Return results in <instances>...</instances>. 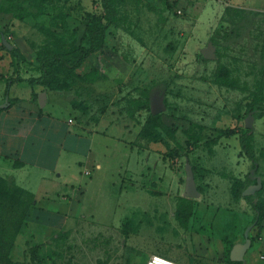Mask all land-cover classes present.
<instances>
[{
	"label": "rangeland",
	"instance_id": "obj_1",
	"mask_svg": "<svg viewBox=\"0 0 264 264\" xmlns=\"http://www.w3.org/2000/svg\"><path fill=\"white\" fill-rule=\"evenodd\" d=\"M112 4L116 20L105 46L75 67L89 30L106 23L101 0H0V51L12 57L0 78L38 77L45 62L49 74L48 86L22 80L8 97L0 95L10 105L0 110V133L10 131L13 144L21 135L29 139L50 109L70 130L99 135L95 148L104 164L101 171L79 167L76 184L90 193L80 191L74 207L61 211L72 218L59 227L39 224L27 208L35 195L0 174V243L6 248L12 241V264H33L38 243L41 264H147L154 253L179 264H229L227 252L221 260L205 255L194 232H209L213 219L197 224L201 196L185 197L183 185L188 162L196 179L216 156L248 177L241 139L253 152L258 144L247 135L246 119L251 110L255 120L264 116V1ZM210 44L213 59L201 52ZM39 91L47 93L48 107L39 105ZM156 91L166 109L155 118ZM226 216L218 221L227 222L220 233L230 247L237 225Z\"/></svg>",
	"mask_w": 264,
	"mask_h": 264
},
{
	"label": "crops",
	"instance_id": "obj_2",
	"mask_svg": "<svg viewBox=\"0 0 264 264\" xmlns=\"http://www.w3.org/2000/svg\"><path fill=\"white\" fill-rule=\"evenodd\" d=\"M218 1L222 5H226L240 0ZM2 54L0 51V74H3L6 69L9 71L12 61L10 55ZM7 80V78H0V95H4L6 92ZM18 82L10 85L9 91L13 92ZM22 82L26 81L19 83ZM31 90H38V87H31ZM47 100L48 95L45 104ZM46 106H49V102ZM69 122L72 121L69 120ZM258 122L260 124L257 128ZM35 125L34 130L37 133L33 137L28 139L21 135L19 142L14 144L11 142L10 131L4 130L0 133V174L11 177L18 185L35 195L36 201L31 209V214L36 212V221L39 224L59 227L72 218L67 212L61 211L64 209L68 211L74 207L73 204L75 200L78 201L80 191L85 190L90 193V189L88 190L87 187L82 185L78 187L76 184L80 180L79 167L90 171L96 165L98 171L103 169L104 164L98 161L97 148H95L99 135L95 132L81 133L70 130V124H60L50 109L43 112L42 117ZM253 127L249 134L251 142L258 144L253 149V153L256 158L255 173L261 176L263 183L261 190L250 195V199L243 195L241 197L234 196L232 193L233 181L239 179L246 182L248 177L236 172L237 170L234 172L235 167L231 165L232 163L230 166L228 164V169H226L223 163L225 160L218 156L210 159V166H204L207 171L196 176V185L201 187L199 191L201 202L197 204V215L200 216V221L197 224L200 225L205 219H207L206 221L213 219L214 227L209 232L194 233L196 239L204 242L205 255L209 258L221 260L225 255L227 247L220 232L225 229L227 222H222L220 225L218 220L225 219L226 214L229 213L230 219L233 221V229L237 225L236 235L233 239L234 245L245 241V232L243 234L240 232V226L246 222H248V226H252L250 230L252 244L244 256L243 264H264L262 258L264 254V216L259 225L251 224L256 216L253 204L264 200V116L254 120ZM71 133H73V137L69 139L68 135ZM243 159V165L248 168L250 177L251 166L254 163L249 157ZM226 161L231 162L229 157ZM233 162L238 164L237 159H234ZM91 180L94 182L95 178ZM251 183H248L247 186ZM185 187L184 183L183 194ZM87 193L84 194L85 202H90L91 199ZM207 198H210V203L204 202ZM38 212H41V215H38ZM45 215L50 216L48 219L51 222H47V224L41 222Z\"/></svg>",
	"mask_w": 264,
	"mask_h": 264
},
{
	"label": "trees",
	"instance_id": "obj_3",
	"mask_svg": "<svg viewBox=\"0 0 264 264\" xmlns=\"http://www.w3.org/2000/svg\"><path fill=\"white\" fill-rule=\"evenodd\" d=\"M101 2L103 5V8H104V11H105V17L104 18L106 19V23H104L100 26H97V27H93L89 30V45L87 47H83L79 50V53L77 55V59L75 62V67H79L88 58V56L90 54H92L93 52L101 50L105 46L106 30H107L108 26L113 24L116 20V10L112 4V0H101ZM11 52L17 58L20 57V51L16 47H13V49H11ZM51 56H54V54H51ZM46 68L48 69V65L45 62L43 65L44 73L38 77H31L29 79H23L20 76H17L16 78H13V77L8 78L7 88H6V92H5L6 96L8 97V95H9L10 85H12L14 82H17V81L26 80L32 84H41L44 86H48V79L47 78H48L49 74L46 71L47 70ZM153 117L156 118V117H159V115L157 114ZM249 132L250 131H248L247 135H249ZM243 142H244V140L241 139V143L243 145L245 153L253 161V163H254L253 166L256 167V158H255L254 153L248 147L246 148L244 146L245 143H243ZM0 181H2L1 176H0ZM251 182H252V179L249 176H248L246 182H242L239 179H235L233 181V185H232L233 195L236 197H241L243 195L244 189L247 187V184L251 183ZM197 188L199 191L201 190L200 186H198ZM23 190L26 191L28 194L34 196V194L32 192L28 191L27 189L24 188ZM246 198L250 199L251 196H246ZM35 201H36V199L34 200V203H35ZM34 205L35 204H33V205L29 204L27 207L28 211H29V209L31 211V209ZM253 207L256 210V216H255V218L251 224L259 225L261 222V219L264 216V200L263 201L261 200L258 203L253 204ZM233 245H234V243H232L230 245V247H227V250H226L227 255L229 257V264H243L242 261H232L230 259V252H231ZM11 247H12V241L8 242V246L6 248L3 247L2 244L0 243V264H12V262L10 261V259L8 257V251L10 250ZM41 247H42V243L35 244L32 247L31 258L33 260V264H41V257L39 254Z\"/></svg>",
	"mask_w": 264,
	"mask_h": 264
},
{
	"label": "water",
	"instance_id": "obj_4",
	"mask_svg": "<svg viewBox=\"0 0 264 264\" xmlns=\"http://www.w3.org/2000/svg\"><path fill=\"white\" fill-rule=\"evenodd\" d=\"M3 43L11 50L13 49L14 45L10 42H8L5 38L3 39ZM202 55L207 59H213L214 58V48L210 44L207 47H204L202 50ZM47 99V93L45 91L41 92L39 94V102L40 105L43 106ZM152 103V113L154 115H157L159 113H162L166 107L163 104L162 100V92L156 91L152 95L151 99ZM9 105L8 98L4 103H0V109L6 108ZM255 120L254 111L251 110L249 112V115L246 119V127L251 129L253 127V123ZM256 168H253L250 171V178L253 180V182L248 185L244 191L243 196H250L255 194L257 191L262 189L263 183L261 176L256 174ZM185 197L188 198H198L200 197V192L196 185L195 175H194V169L191 163H187L186 165V187H185ZM252 226H248L245 231V241L242 243H236L230 252V259L232 261H243L244 256L248 249L251 247L252 244V238L250 237V230Z\"/></svg>",
	"mask_w": 264,
	"mask_h": 264
},
{
	"label": "built area",
	"instance_id": "obj_5",
	"mask_svg": "<svg viewBox=\"0 0 264 264\" xmlns=\"http://www.w3.org/2000/svg\"><path fill=\"white\" fill-rule=\"evenodd\" d=\"M70 121H72V119H70ZM262 258L264 259V254L262 255ZM147 264H179V263L176 260L172 258H168L167 256H164L162 254L154 253L148 258Z\"/></svg>",
	"mask_w": 264,
	"mask_h": 264
}]
</instances>
